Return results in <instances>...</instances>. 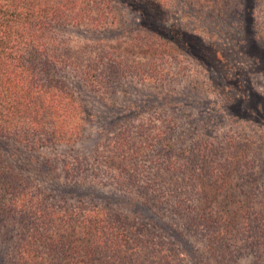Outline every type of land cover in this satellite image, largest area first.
I'll return each mask as SVG.
<instances>
[{
  "label": "trees",
  "instance_id": "16d2710c",
  "mask_svg": "<svg viewBox=\"0 0 264 264\" xmlns=\"http://www.w3.org/2000/svg\"><path fill=\"white\" fill-rule=\"evenodd\" d=\"M103 6L101 0H0V246L12 241L9 264H131L133 259L140 260L135 264H180L188 256L197 263L242 264L248 258L264 264V212L256 210L263 203L252 193L264 187V164L229 169L228 163H208V156L220 152L199 148L183 151L186 162L163 164L153 147L129 149L126 135L103 149L99 145L91 156L46 154L60 147L72 152L90 136L86 110L60 71L93 93L104 75L99 68H79L68 54V38L58 33L71 27L109 33L113 22ZM143 20L152 34L150 45L162 51L170 42L187 63L200 62L192 27H185L190 36L178 42L180 35L166 36L168 26L159 17ZM62 49L67 53L61 58L68 61L59 59ZM112 71L121 83L127 80L124 65ZM170 134L160 135L161 141L176 138ZM244 154L239 151L237 159ZM143 155L151 160L141 167ZM157 169L169 175L165 187L157 172L151 173L153 179L146 176ZM173 173L182 175L179 181ZM187 182L190 193L201 197L196 203L179 197ZM224 183L231 190L220 188ZM4 257L0 254L1 263Z\"/></svg>",
  "mask_w": 264,
  "mask_h": 264
},
{
  "label": "rangeland",
  "instance_id": "374dc122",
  "mask_svg": "<svg viewBox=\"0 0 264 264\" xmlns=\"http://www.w3.org/2000/svg\"><path fill=\"white\" fill-rule=\"evenodd\" d=\"M157 1L101 0L104 5L101 11L109 22H113L109 33L85 31L81 27L59 31V37L69 40L66 48L71 51L68 54L72 61H76L79 68L89 67L90 72L99 68L104 76L101 87L94 86L97 93H93L75 76L60 71V76L75 91L86 110L87 120L91 122L90 136L80 141L72 152L60 147L49 149L46 154L60 159L91 156L99 145L103 149L116 136L126 135L131 138L129 149H142L145 145L153 147L159 154L156 161L163 164L169 159L186 162L187 155L182 153L192 148L220 152L218 157L208 156V163H228L229 169H249L254 163L264 164V157L255 154L257 151L264 153V0ZM151 14L168 26L165 29L168 38L177 39L180 35L178 42L181 37L190 36L185 27H192L200 62L187 63L179 46L170 42L162 51L150 45L152 34L143 18ZM177 29H181V34ZM204 46L210 48L206 53L200 49ZM217 49L220 60L214 57ZM64 53L67 52L58 50V57L63 62L68 61L61 58ZM118 63L127 71V80L123 83L112 71V66L116 67ZM64 68L68 71L67 66ZM166 133H172L170 135L176 138L162 142L160 135ZM242 149L247 155L237 159L236 155ZM142 158L141 167L147 166L151 159L148 155ZM152 172H157L158 183L165 187V178L169 175L157 169L146 176L153 179ZM171 175L175 181L182 177L177 173ZM235 176L236 173L231 175L233 182ZM251 178L256 176L251 175ZM105 179L109 183L107 175ZM169 184L170 181L166 186ZM188 185L187 182L186 191L182 189L185 194L179 197L196 203L201 197L191 194L192 188ZM220 188L231 190L225 183ZM109 190L103 192L109 193ZM252 193L256 201L263 203L256 209L263 213L264 187ZM218 199L225 205L223 198ZM224 205L220 204V209ZM11 245L10 240L0 246V254L5 255L0 264H9L7 255ZM185 256L188 255L185 253ZM187 258L188 262L180 264L213 263H197L189 256ZM139 261L133 259L131 264ZM158 262L155 264H178ZM242 264L253 263L247 258Z\"/></svg>",
  "mask_w": 264,
  "mask_h": 264
}]
</instances>
